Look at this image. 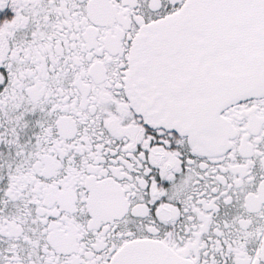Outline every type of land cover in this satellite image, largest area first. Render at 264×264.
<instances>
[{
  "label": "snow or ice",
  "instance_id": "obj_1",
  "mask_svg": "<svg viewBox=\"0 0 264 264\" xmlns=\"http://www.w3.org/2000/svg\"><path fill=\"white\" fill-rule=\"evenodd\" d=\"M0 264H264V0H0Z\"/></svg>",
  "mask_w": 264,
  "mask_h": 264
}]
</instances>
